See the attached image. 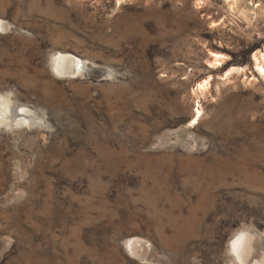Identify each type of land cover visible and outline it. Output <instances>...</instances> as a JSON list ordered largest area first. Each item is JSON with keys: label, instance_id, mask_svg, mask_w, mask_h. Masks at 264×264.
<instances>
[{"label": "rangeland", "instance_id": "rangeland-1", "mask_svg": "<svg viewBox=\"0 0 264 264\" xmlns=\"http://www.w3.org/2000/svg\"><path fill=\"white\" fill-rule=\"evenodd\" d=\"M0 22V100L38 114L0 121V264H239L232 237L264 239V0H0Z\"/></svg>", "mask_w": 264, "mask_h": 264}, {"label": "bare ground", "instance_id": "bare-ground-1", "mask_svg": "<svg viewBox=\"0 0 264 264\" xmlns=\"http://www.w3.org/2000/svg\"><path fill=\"white\" fill-rule=\"evenodd\" d=\"M3 23L0 22V29H3ZM6 27V26H5ZM217 62V60H216ZM80 62L70 56L60 55L58 57V64L56 66V72L61 76L74 77L79 72L86 70L87 68L80 65ZM261 73L264 74V68H261ZM86 72V71H85ZM204 83V82H203ZM204 86L199 84L197 86L198 90ZM195 119L192 121L191 125H194L198 120L199 112L197 111ZM38 114L30 111L23 107H14L5 105L0 100V121L4 125H26L31 127L35 125V120ZM264 239L261 236H256V234L251 231H238L229 243V250L239 264H261V260L258 258V250L261 248ZM138 245L137 240H133L129 244V248L132 255L138 258Z\"/></svg>", "mask_w": 264, "mask_h": 264}]
</instances>
